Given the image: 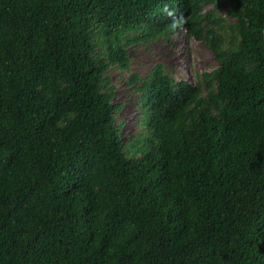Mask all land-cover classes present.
I'll return each instance as SVG.
<instances>
[{"label": "trees", "instance_id": "trees-1", "mask_svg": "<svg viewBox=\"0 0 264 264\" xmlns=\"http://www.w3.org/2000/svg\"><path fill=\"white\" fill-rule=\"evenodd\" d=\"M182 29L219 65L131 74L126 141ZM0 264H264V0H0Z\"/></svg>", "mask_w": 264, "mask_h": 264}, {"label": "rangeland", "instance_id": "rangeland-1", "mask_svg": "<svg viewBox=\"0 0 264 264\" xmlns=\"http://www.w3.org/2000/svg\"><path fill=\"white\" fill-rule=\"evenodd\" d=\"M130 57L129 71L117 68L110 71V76L117 87L115 99L123 104L118 117L124 122L122 132L126 141L138 131L134 125L138 116L135 109L137 96L132 95L129 86L124 85L131 74H138L143 78L154 66L162 64L177 80L194 83L197 75L212 71L219 65L213 53L203 43L189 38L184 29L169 39L159 37L148 44L141 43L131 47Z\"/></svg>", "mask_w": 264, "mask_h": 264}]
</instances>
